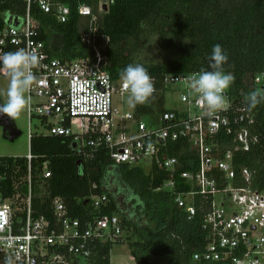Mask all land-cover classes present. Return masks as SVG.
Returning <instances> with one entry per match:
<instances>
[{
	"label": "built area",
	"instance_id": "built-area-1",
	"mask_svg": "<svg viewBox=\"0 0 264 264\" xmlns=\"http://www.w3.org/2000/svg\"><path fill=\"white\" fill-rule=\"evenodd\" d=\"M111 1L97 0L95 12L85 2L76 4V12L88 18L87 31L80 34V41L91 52L61 59L46 52L38 37V21L29 9L34 5L63 22L69 14L67 5L58 0H14L24 5L23 13H18L4 7L7 0H0V54L25 48L39 58L33 69L36 80L26 94L31 98L26 109L28 136L40 133L69 137L79 160L104 149L116 164L140 165L145 170L155 164L169 174L155 189L168 190L186 219L196 209L201 210L203 244L192 252V260L264 264V188L252 186L249 170L244 166L235 170L232 163L235 152L247 150L257 140L250 131L252 115L243 104H231L227 93L225 106L207 115L185 85L187 77L200 72H170L154 83V95L160 103L153 102L152 107L159 109L154 116L147 115L150 122L136 118L131 108L118 116L120 120L129 119V130L120 127L111 99L114 93L125 91L120 79L112 80L101 66L104 58L95 44L96 16ZM166 90L178 99L171 107L164 106ZM32 118L40 127L33 132L29 128ZM173 140L186 144L192 168L176 170L177 156L166 153L167 144ZM24 158L25 172L14 177L18 164H13V173L7 176L8 162L0 157V264H113L110 248L106 258L99 249L121 240L118 216H70L59 197L51 200V218L33 215L30 153ZM173 172H177L179 182L172 178ZM39 177H49L46 161L41 163ZM5 178L11 180L8 192L2 184ZM95 187L92 183L91 188ZM89 200L91 208L97 209L106 204L107 197L92 193Z\"/></svg>",
	"mask_w": 264,
	"mask_h": 264
},
{
	"label": "trees",
	"instance_id": "trees-1",
	"mask_svg": "<svg viewBox=\"0 0 264 264\" xmlns=\"http://www.w3.org/2000/svg\"><path fill=\"white\" fill-rule=\"evenodd\" d=\"M58 1L69 8L63 22L34 5L29 9L38 21V37L46 52L61 59L89 54L90 47L80 41V34L87 31L88 18L80 16L75 6L85 2L95 12L97 0ZM4 7L18 13L24 11V5L14 0H7ZM95 25V44L104 58L101 66L114 81L127 65L137 63L148 70L155 84L164 73L211 70L209 58L213 47L219 44L228 57L223 70L235 77L226 91L231 104H243L246 108L248 93L264 91V0H112L97 14ZM143 46L155 50L151 58H140ZM153 102L160 103L154 94L146 104L132 109L134 116H154L159 107L154 109ZM248 112L253 117L250 131L257 140L247 150L235 152L232 163L235 170L239 166L249 170L252 186L264 188V102ZM70 141L60 135L28 136L33 215L51 218V200L59 197L70 216L86 218L115 213L129 253L137 263L217 264L192 260V252L203 244L201 210L196 209L186 219L168 190L155 189L169 178L167 171L155 164L145 170L140 165L113 163L104 149L96 150L91 158L76 165L78 157L71 153ZM166 153L177 156V171L192 168L186 144L170 141ZM0 157L8 162L7 176L13 173L14 163L18 164L14 177L25 172L24 156ZM43 161L47 163L49 177L41 180ZM172 178L179 182L177 172H173ZM10 181L5 178L2 182L6 192ZM92 183L95 188H91ZM20 188L24 186L21 184ZM92 193H104L106 204L92 209ZM109 248L110 244L105 243L99 253L106 258Z\"/></svg>",
	"mask_w": 264,
	"mask_h": 264
},
{
	"label": "clouds",
	"instance_id": "clouds-1",
	"mask_svg": "<svg viewBox=\"0 0 264 264\" xmlns=\"http://www.w3.org/2000/svg\"><path fill=\"white\" fill-rule=\"evenodd\" d=\"M209 59L211 62L208 68L211 70H201L200 73L187 77L185 85L189 94L205 109L206 114L214 115L227 103L225 93L234 83L235 77L223 70L228 57L219 44L213 47ZM38 64L37 54L29 49L20 48L0 54V72L8 79L7 88L3 93L6 99L0 103V117L18 119L29 107L31 98L26 94L36 80L33 69ZM119 79L127 93L126 103L129 108L135 109L137 105H144L153 98L154 81L143 65H127L119 73ZM245 99L246 108L251 111L264 102V91L253 90Z\"/></svg>",
	"mask_w": 264,
	"mask_h": 264
},
{
	"label": "rangeland",
	"instance_id": "rangeland-1",
	"mask_svg": "<svg viewBox=\"0 0 264 264\" xmlns=\"http://www.w3.org/2000/svg\"><path fill=\"white\" fill-rule=\"evenodd\" d=\"M155 50L152 47L143 46L141 48V59H149L154 54ZM153 53V54H152ZM143 57V58H142ZM8 84V79L6 75H0V100L1 102H5V96L3 93L5 92ZM127 93L118 94L114 93L112 95L111 104L114 109L117 111L116 117H114L119 126H126L125 130H129V119L128 120H120L118 116L124 112H129L131 108L127 106ZM174 101L178 102L176 94L170 93L169 91L164 92V106L171 107L174 104ZM143 120L146 123L150 122L149 116H145ZM14 124L20 130V135L15 138L13 141H7L1 137V129H0V156H24L28 153V124L26 119V110L21 114L20 118L13 119ZM30 131L33 132L37 128H40L38 125V120L36 118H32L29 121ZM128 234V233H127ZM124 236L121 234V240L118 242H114L111 244L109 249V259L113 264H141L137 263L131 254L129 253L128 247L126 245V241H124Z\"/></svg>",
	"mask_w": 264,
	"mask_h": 264
},
{
	"label": "water",
	"instance_id": "water-1",
	"mask_svg": "<svg viewBox=\"0 0 264 264\" xmlns=\"http://www.w3.org/2000/svg\"><path fill=\"white\" fill-rule=\"evenodd\" d=\"M0 103L1 100H0ZM0 129H1V137L7 141H13L15 138H17L20 135V130L16 127V125L13 122V119L8 117H0ZM74 147L75 143L71 142L70 148L71 153L74 154ZM75 164H80V160L77 159L75 161Z\"/></svg>",
	"mask_w": 264,
	"mask_h": 264
}]
</instances>
